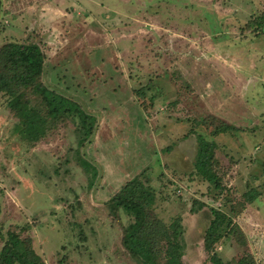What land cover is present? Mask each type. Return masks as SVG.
Returning a JSON list of instances; mask_svg holds the SVG:
<instances>
[{
  "label": "rangeland",
  "instance_id": "rangeland-1",
  "mask_svg": "<svg viewBox=\"0 0 264 264\" xmlns=\"http://www.w3.org/2000/svg\"><path fill=\"white\" fill-rule=\"evenodd\" d=\"M263 11L264 0H3L0 45L39 44L43 83L96 118L81 148L70 120L30 144L0 96L5 235L30 237L46 264H137L121 242L130 218L108 200L141 176L158 217L182 218L184 264H213V207L236 208L243 232L216 245L221 256L264 264V33L248 27ZM222 123L237 130L215 134ZM198 134L218 144L222 190L196 173Z\"/></svg>",
  "mask_w": 264,
  "mask_h": 264
},
{
  "label": "trees",
  "instance_id": "trees-1",
  "mask_svg": "<svg viewBox=\"0 0 264 264\" xmlns=\"http://www.w3.org/2000/svg\"><path fill=\"white\" fill-rule=\"evenodd\" d=\"M2 8L3 0H0V16ZM258 25L264 33V13L248 27L254 29ZM45 59V53L36 42L11 41L0 45V96L16 117V131L23 141L37 143L61 123L70 120L75 124L77 146L81 148L90 140L96 118L78 101L43 83ZM231 130L236 131L237 128L222 123L215 129V134L232 132ZM217 147L215 140L198 134L194 168L204 181L217 190H222V180L216 167ZM77 162L93 181L97 175L93 164L81 154L77 156ZM256 197L257 193L251 191L246 195L245 202H242V207L246 202H253ZM156 199V189L141 176H135L108 200V207L113 214L123 211L130 218L122 228V245L137 264H184L186 243L182 218L176 217L168 223L158 217L154 210ZM235 209L227 213L211 208L214 218L204 236L208 259L213 264H258L251 253L225 260L216 249V245L226 238L243 233L233 219L234 213H237ZM1 211L0 200V214ZM0 237L4 240L0 250V264H46L35 250L30 237H22L16 231H8L5 235L1 228Z\"/></svg>",
  "mask_w": 264,
  "mask_h": 264
}]
</instances>
